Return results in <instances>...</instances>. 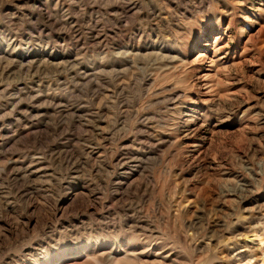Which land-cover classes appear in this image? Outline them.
<instances>
[{
	"label": "rangeland",
	"instance_id": "374dc122",
	"mask_svg": "<svg viewBox=\"0 0 264 264\" xmlns=\"http://www.w3.org/2000/svg\"><path fill=\"white\" fill-rule=\"evenodd\" d=\"M0 264H264V0H0Z\"/></svg>",
	"mask_w": 264,
	"mask_h": 264
}]
</instances>
